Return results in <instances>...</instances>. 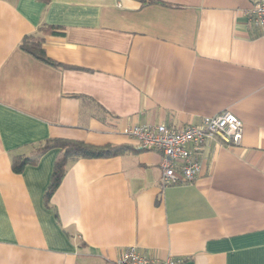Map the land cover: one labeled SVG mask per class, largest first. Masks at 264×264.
Segmentation results:
<instances>
[{"label": "crops", "instance_id": "obj_1", "mask_svg": "<svg viewBox=\"0 0 264 264\" xmlns=\"http://www.w3.org/2000/svg\"><path fill=\"white\" fill-rule=\"evenodd\" d=\"M253 0H0V264H115L127 247L181 264H264V31ZM42 29L45 31L41 33ZM42 36L53 66L20 49ZM223 111L240 144L202 152L161 187V153L127 127L199 124ZM51 139L127 148L69 161Z\"/></svg>", "mask_w": 264, "mask_h": 264}, {"label": "built area", "instance_id": "obj_2", "mask_svg": "<svg viewBox=\"0 0 264 264\" xmlns=\"http://www.w3.org/2000/svg\"><path fill=\"white\" fill-rule=\"evenodd\" d=\"M245 15L256 28L264 31V0H253ZM123 132L135 141L138 149L161 153L160 185L166 187L194 181L200 171L202 152L210 143L240 144L242 123L233 114L223 111L203 117L199 124H185L180 128L143 124L127 127ZM115 264H181V261L171 255L163 258L146 256L135 246H130Z\"/></svg>", "mask_w": 264, "mask_h": 264}, {"label": "trees", "instance_id": "obj_3", "mask_svg": "<svg viewBox=\"0 0 264 264\" xmlns=\"http://www.w3.org/2000/svg\"><path fill=\"white\" fill-rule=\"evenodd\" d=\"M41 31V29H40ZM45 31L42 29L41 33ZM43 37L42 36H28L24 37L20 43V49L35 59L40 60L46 64L58 66L57 63L50 60L45 56L42 48ZM55 148L58 149L60 154L57 157L54 165L53 174L50 184L45 193V202L50 199L54 190L60 184L64 173L66 171V165L69 161L78 159H93V158H109L116 156L127 148L119 146H93L79 141H70L62 139L48 140L42 148L38 149L34 154L28 157H15L12 159V171L14 173H20L24 167L28 165L36 164L39 158L48 150Z\"/></svg>", "mask_w": 264, "mask_h": 264}]
</instances>
